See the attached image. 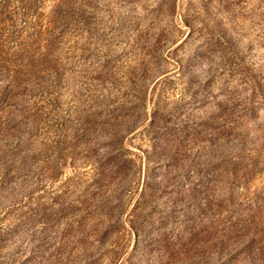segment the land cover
Returning a JSON list of instances; mask_svg holds the SVG:
<instances>
[{
	"label": "rangeland",
	"instance_id": "rangeland-1",
	"mask_svg": "<svg viewBox=\"0 0 264 264\" xmlns=\"http://www.w3.org/2000/svg\"><path fill=\"white\" fill-rule=\"evenodd\" d=\"M0 264H264V0H0Z\"/></svg>",
	"mask_w": 264,
	"mask_h": 264
}]
</instances>
